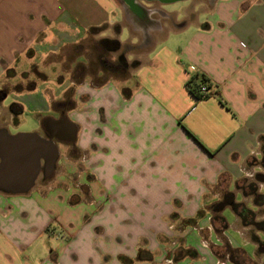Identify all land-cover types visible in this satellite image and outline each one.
Listing matches in <instances>:
<instances>
[{"label":"crops","instance_id":"obj_1","mask_svg":"<svg viewBox=\"0 0 264 264\" xmlns=\"http://www.w3.org/2000/svg\"><path fill=\"white\" fill-rule=\"evenodd\" d=\"M171 3L0 0V130L4 137L29 133L10 128L30 110L43 129L30 132L46 136L45 127L65 116L76 126L75 139L57 141V148L60 142L77 150L67 157L58 151L47 175L41 162L28 188L22 187L29 181L5 179L15 175L13 164L0 166V264H26L22 251L48 235L58 209L63 216L61 201L42 194L63 176L73 177L92 202L95 192L106 193L104 224L134 239L132 246L108 245L90 264H245L233 254L237 249L253 260L227 234L223 212L226 226L220 228L210 207L220 179L234 185L264 142V0H208L202 17L182 19L164 7ZM100 26L110 28L122 48L134 49L127 54L135 64L125 75L73 83L69 108L45 80L15 86L21 77L10 74L13 69L20 74ZM195 74L209 80V97L195 99L186 88ZM58 111L66 114L41 116ZM65 130L61 136L70 137L67 126L60 134ZM58 165L62 170L43 182ZM16 167L26 175L25 166ZM71 222L64 217L57 223L68 244L75 237ZM234 222L258 252L237 215ZM49 264H62V255L52 253Z\"/></svg>","mask_w":264,"mask_h":264},{"label":"rangeland","instance_id":"obj_2","mask_svg":"<svg viewBox=\"0 0 264 264\" xmlns=\"http://www.w3.org/2000/svg\"><path fill=\"white\" fill-rule=\"evenodd\" d=\"M207 1L182 0L167 4L164 7L174 11L178 19H182L187 15L193 17L195 15L193 13H198L197 17H202L204 9L209 6ZM104 34H110V37L113 38L110 28L102 27L94 29L80 43L64 47L56 53L49 54L40 63L27 65L26 69L24 68L20 74L16 73V70L13 69L9 73L15 77H21L15 86L17 88L18 86L19 88H24L31 86L34 82L45 80L46 89H51L52 94L59 93L60 91V96L67 103V107L73 106L75 104L72 100L74 99L73 83L87 77L93 84H98L108 77H121L132 68L131 63L133 64V59L131 57L134 55V49L122 48L110 51L108 48H111L113 44L111 42L102 43L101 39L105 38L102 36ZM129 50L133 52L132 55L127 54ZM120 54H123L127 61L126 73H120L121 71L118 68ZM46 98L48 99L47 96ZM84 99L85 96H81V100ZM63 113L66 114L65 112L58 111L56 115L54 112H50L42 113L41 116L46 114L60 116ZM41 119L36 112L25 110L20 115L19 123L13 125L10 131L12 133L30 131L42 133ZM57 144L60 156L66 154L67 157L70 152L75 153L77 151L74 146L66 148L65 146L67 145L60 142ZM60 169L62 170L61 166H56V171L43 182L51 181ZM40 179L38 177L39 181ZM53 185L54 187L51 191L43 192L42 194L49 198L54 195L56 201H61V214L63 216L60 218V209H58V221L52 227L46 229L48 235L35 241L29 251H22L24 255L20 256V258L26 264H40L41 261L49 264L52 253L62 255V264H90V261L94 262L97 253L103 252L108 245H133V237L126 238L121 237L120 234L119 236L116 233L112 234L114 229H109L104 224L100 206L105 202L106 193L95 192L93 194L94 202H92L86 198L83 186H77L74 183V178L69 176L57 178ZM225 190L231 191L233 195L234 190L239 192L236 194V198L234 196L235 200L253 211L255 221H264V142L260 153L249 159L245 174L238 178L234 185L229 179H220V182L214 189V194H217L220 199ZM124 194L130 195L131 193ZM113 209L115 210L114 212L118 210L114 207ZM125 211L128 212V209H125ZM222 212L227 222L230 223L226 232L232 238L234 245L243 248L253 260H250L246 255H241L240 249L233 251V254L239 259L244 258L245 264H264V252H257L255 244L237 232V223L234 222L235 214L231 208L225 207ZM132 216L125 215L124 218L131 220ZM64 217H70V220L72 219L71 223L74 225L73 230L70 232L75 233V237L69 244L66 242L67 239H65L66 233L62 229L60 230L61 227L59 228L57 224ZM122 225L128 228L129 222L124 221ZM110 228H113V226ZM240 230L246 236H250L253 239L256 238L257 241L264 243V230L259 229L257 226L244 225V229ZM207 244H210L209 241ZM199 245L201 244L199 243Z\"/></svg>","mask_w":264,"mask_h":264},{"label":"water","instance_id":"obj_3","mask_svg":"<svg viewBox=\"0 0 264 264\" xmlns=\"http://www.w3.org/2000/svg\"><path fill=\"white\" fill-rule=\"evenodd\" d=\"M126 4L132 5L133 0H124ZM161 2H175L179 0H158ZM52 133L47 136H41L35 132L17 133L4 137V131L0 130V166L13 164L14 176L5 178L8 181H29L22 188H28L36 175L40 171L43 162L45 174L53 170L54 163L58 157L57 141H74L76 126L70 122L67 117L61 116L56 121H53ZM68 127L71 131L70 137L63 138L61 136L62 127ZM2 137L6 138L2 141ZM25 166L26 175L22 176L21 170L16 166ZM1 181V179H0Z\"/></svg>","mask_w":264,"mask_h":264},{"label":"trees","instance_id":"obj_4","mask_svg":"<svg viewBox=\"0 0 264 264\" xmlns=\"http://www.w3.org/2000/svg\"><path fill=\"white\" fill-rule=\"evenodd\" d=\"M100 28H102V26L92 28L91 31L94 29H100ZM117 30L118 29L116 28V32ZM101 41L102 43L111 42L113 44L111 48H108V50L110 51L122 49L120 42L116 38H112V39L102 38ZM134 64H135V61H133V64L131 63V66H134ZM118 68L121 71L120 73L122 72L126 73L127 61L123 54H120L119 56ZM201 85L206 86L207 91L205 93L201 91L200 89ZM185 86L188 89V91L195 97V99L207 98L212 94V92L209 91V88H210L209 80L203 75L195 74L191 76L190 79L186 81ZM225 207L231 208L234 214L240 218L241 223L243 225H254V226H257L259 229L264 230V221H255L253 211L250 208L243 205L242 203L237 202L234 198L233 193L229 190L223 191L222 197L220 199L218 198V200L214 202L210 207L212 211V218L214 222L218 224V227L223 228L226 226V222L221 213ZM254 240L258 245L257 246L258 252L260 253L264 252V243L257 241L256 238Z\"/></svg>","mask_w":264,"mask_h":264},{"label":"flooded vegetation","instance_id":"obj_5","mask_svg":"<svg viewBox=\"0 0 264 264\" xmlns=\"http://www.w3.org/2000/svg\"><path fill=\"white\" fill-rule=\"evenodd\" d=\"M52 131H53L52 128L46 126V127H45V130H44V134H46V136H47V135H49L50 133H52ZM63 132H64V133L61 134V135H63V136L65 137L67 131L65 130V131H63Z\"/></svg>","mask_w":264,"mask_h":264},{"label":"built area","instance_id":"obj_6","mask_svg":"<svg viewBox=\"0 0 264 264\" xmlns=\"http://www.w3.org/2000/svg\"><path fill=\"white\" fill-rule=\"evenodd\" d=\"M200 89H201V91L204 92V93L207 91V88H206L205 85H201V88H200Z\"/></svg>","mask_w":264,"mask_h":264}]
</instances>
